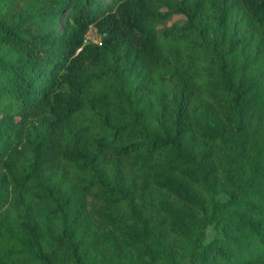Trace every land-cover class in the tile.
<instances>
[{
  "label": "trees",
  "instance_id": "trees-1",
  "mask_svg": "<svg viewBox=\"0 0 264 264\" xmlns=\"http://www.w3.org/2000/svg\"><path fill=\"white\" fill-rule=\"evenodd\" d=\"M0 264H264V0H0Z\"/></svg>",
  "mask_w": 264,
  "mask_h": 264
},
{
  "label": "built area",
  "instance_id": "built-area-1",
  "mask_svg": "<svg viewBox=\"0 0 264 264\" xmlns=\"http://www.w3.org/2000/svg\"><path fill=\"white\" fill-rule=\"evenodd\" d=\"M100 39V35L99 33L97 32V29L95 26L91 25L87 32L85 33V38L84 40L85 41H88V42H98ZM79 49V48H78ZM77 49V50H78Z\"/></svg>",
  "mask_w": 264,
  "mask_h": 264
},
{
  "label": "rangeland",
  "instance_id": "rangeland-1",
  "mask_svg": "<svg viewBox=\"0 0 264 264\" xmlns=\"http://www.w3.org/2000/svg\"><path fill=\"white\" fill-rule=\"evenodd\" d=\"M182 18H184V15H182V14H175L170 21H172V20H178V19H182ZM67 19H68V14L64 13L62 15L61 19H60V23H59V26H58V29L59 30H63L64 29L65 23H66Z\"/></svg>",
  "mask_w": 264,
  "mask_h": 264
}]
</instances>
